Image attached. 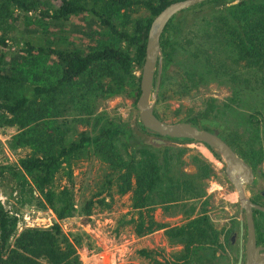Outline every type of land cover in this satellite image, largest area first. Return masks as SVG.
I'll return each mask as SVG.
<instances>
[{"label":"trees","instance_id":"obj_1","mask_svg":"<svg viewBox=\"0 0 264 264\" xmlns=\"http://www.w3.org/2000/svg\"><path fill=\"white\" fill-rule=\"evenodd\" d=\"M178 1L182 0H0V128H18L21 134L15 138L12 147L31 150L20 157L18 164L0 166V178H10L12 191L24 199L27 203L24 206L46 207L36 197L35 193H38L58 219L49 228H22L19 211H9L0 202V264H83L76 243L65 235L61 226V221L76 210L73 194L66 187L60 194L56 191V176L65 165L71 168V162L89 147L103 153L110 144L108 148L112 152L116 139L124 142L127 150L132 143L138 145L135 131L127 124L107 122L95 136L83 133L77 139L69 140L66 131L44 126L43 120L53 117L55 108L58 109V95L67 88L76 89L75 93L80 90L82 101H86L94 84L110 94L128 87L132 89L137 105L141 75L136 77L135 72L142 73L151 24L166 7ZM136 7L146 9L149 18L139 17L120 26L112 17L114 10L127 12ZM85 14H90L101 27L109 30L117 42L105 43L98 48L70 50L25 39L18 41L12 34L22 15H34L41 20L65 25L74 17ZM11 41H16L19 49H14L16 53L7 60L2 49L12 50L15 44H10ZM161 47L164 73L174 62L173 52L178 48L183 50L185 59L182 63L188 79L185 90L218 81L231 85L233 103L243 102L247 93L255 105L261 103L264 0H211L184 10L168 24ZM43 58L60 69L59 78L47 85L36 84V68ZM165 85L166 79L163 78L162 91ZM216 110L214 100H210L203 113L180 122L212 131L204 122L214 119ZM155 112L167 122L156 109ZM247 123L254 129L253 135L242 136L233 131L230 134L222 132L221 136L255 171L264 160L261 138L264 135V112L251 114ZM141 126L143 132H148L142 122ZM168 140L194 142L176 138ZM159 151L164 154L160 156ZM114 158H117L115 153L110 156V159ZM174 159L172 147L157 149L150 144H141L133 147L131 160L119 166V172H125L119 177L122 184L118 183V189L122 195L132 193L131 207L139 211L138 221L132 219L130 222L134 224L136 235L142 237L165 229L168 242L180 248L171 253L148 249L138 253L150 264H215L216 253L221 248V232L205 207L197 215L192 207L193 210L187 212L186 222L176 227L158 223L148 211V207L156 203V194L164 205L187 198L200 199L206 194L201 184L213 174L210 165L195 158L198 174L188 178L183 173H175L176 169L179 171V165L173 163ZM112 164L116 165V162L112 160ZM107 184L111 189L112 180ZM94 197L83 207L86 216H91L97 207L110 209L112 206L106 204V199L95 201ZM257 213L260 218L256 219V231L259 243L264 245V213Z\"/></svg>","mask_w":264,"mask_h":264},{"label":"rangeland","instance_id":"obj_2","mask_svg":"<svg viewBox=\"0 0 264 264\" xmlns=\"http://www.w3.org/2000/svg\"><path fill=\"white\" fill-rule=\"evenodd\" d=\"M149 16L146 9L139 7L127 12L118 10L112 12V17L120 26L139 17L147 19ZM12 34L18 41L25 39L35 44L70 50L98 48L105 43L117 42V38L109 30L101 27L90 14L74 17L65 25L41 20L34 15H22L14 25ZM15 42H10L12 45L15 44L12 50L2 49L7 55V60L19 49ZM172 57L174 62L169 70L166 73L162 71L155 105L156 111L167 122H180L199 115L206 110L207 102L214 100L217 107L214 113L216 117L204 122L205 125L225 134L233 131H237L242 136L254 134V129L247 122L251 114L257 111L264 112V88H262L261 103L258 102V105H255L248 93L243 102L233 103L231 85L218 81L201 83L198 87L185 90L184 85L188 83L182 63L185 54L181 48H178L173 52ZM36 72L38 78L36 84L47 85L55 82L60 76L58 65L44 58L40 60ZM140 75V71L136 70L135 76ZM163 78L166 79V85L162 91ZM75 90L67 88L58 95L56 101L58 109L55 108L52 118L43 120L44 126L59 127L66 131L69 140H75L83 133L97 135L107 122L114 125L127 124L135 131V142L138 145H153L151 139L154 135L143 132L140 113L135 105L131 88L126 87L123 91L110 94L94 84L87 94L86 101H82L84 99L81 98L80 90L76 93ZM257 117L260 119V116ZM19 134L21 133L16 127L0 128V166L18 164L20 157L31 152L28 147H12ZM261 138L264 141V135ZM170 142L171 144L167 146H153L157 149L173 148L175 154L173 163L179 165V171L176 169L175 173H183L186 177L193 178L198 174L194 160L200 158L210 165L213 174L201 184L206 192L202 198H187L179 203L164 205L156 194V203L150 205L148 211H151L158 223L176 227L186 222L187 212L192 211V207L195 208L194 215L201 213L205 207L211 221L221 232L219 245L221 248L216 253L215 264H237L239 248L237 246L231 248L230 239L236 234V244H239L241 224L245 222V214L241 211L238 193L227 176L225 161L200 142ZM113 144L115 148L112 147V152L108 148L110 144L105 147L108 150L103 153H99L93 146L89 147L71 162V168L65 165L57 174L54 188L60 194L66 187L73 194V202L76 204L75 212L61 221V226L65 235L76 243L83 264H150L148 259L139 255L140 250H165L171 253L180 248L173 247L168 242L165 229L142 237L136 235L134 224L130 222L132 219L138 221L139 211L131 207L132 193L122 195L118 183L122 184L119 177L125 172L124 170L119 172V166L131 160L133 147L136 148L138 145L134 146L132 143L127 150L124 142L118 139ZM114 153L117 158L110 159ZM163 154L164 151H159L160 156ZM112 160L116 165L112 164ZM255 174L256 182L252 184L254 187L247 188L249 198L252 191L264 189V160L255 168ZM109 180L113 182L111 189L107 184ZM12 186L10 178H0V202L9 211H19L22 228H49L58 222L55 212L46 205L45 200L38 193H35L36 197L41 199L46 207L24 206L23 204L27 203L22 197L13 193ZM100 192L102 194L95 198L94 196ZM93 197L95 201L106 199V204H112L111 208L97 207L91 216H86L83 207ZM245 239L243 236V241Z\"/></svg>","mask_w":264,"mask_h":264},{"label":"water","instance_id":"obj_3","mask_svg":"<svg viewBox=\"0 0 264 264\" xmlns=\"http://www.w3.org/2000/svg\"><path fill=\"white\" fill-rule=\"evenodd\" d=\"M208 1L211 0H182L172 3L153 20L148 34L146 58L141 73L140 96L136 107L145 129L156 135L151 139L153 145H170L169 138L186 139L204 144L223 158L227 176L238 193L241 211L245 214V222L241 224V233L247 235L244 246L246 264H264V246L257 244L254 218V211L264 213V207L255 204L247 195V188L255 183L254 169L234 151L221 136L219 130H204L188 122H166L155 112L164 57L161 47L164 31L179 13ZM153 95L154 102H152ZM245 228L246 231H244ZM239 264H243V254Z\"/></svg>","mask_w":264,"mask_h":264},{"label":"flooded vegetation","instance_id":"obj_4","mask_svg":"<svg viewBox=\"0 0 264 264\" xmlns=\"http://www.w3.org/2000/svg\"><path fill=\"white\" fill-rule=\"evenodd\" d=\"M255 182H256V178H255ZM253 185H251V186L254 187ZM251 199H252V201L255 204H258V205H261V206L264 207V189L263 190L252 191ZM257 212H260V211H258V210L254 211L255 224H256V219L260 218V214H258ZM245 230H246V228H245ZM240 236H241V238L239 239V244H236V241H237L236 234L231 237V239H230V241H231L230 247L233 248L234 246H237V248H239L237 264H239V261H240V258H241L242 254H243V264H246V259H245L246 256H245V248H244V246L246 244L247 235H246V233H244L243 235L241 233ZM243 236H245V238H246L245 241H243ZM257 244H258V246H264L263 244L259 243V235H258V233H257ZM242 250H244L243 253H242Z\"/></svg>","mask_w":264,"mask_h":264}]
</instances>
